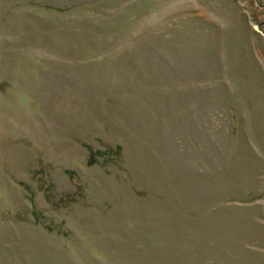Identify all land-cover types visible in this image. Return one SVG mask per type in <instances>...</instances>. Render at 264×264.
Here are the masks:
<instances>
[{
  "label": "rangeland",
  "instance_id": "1",
  "mask_svg": "<svg viewBox=\"0 0 264 264\" xmlns=\"http://www.w3.org/2000/svg\"><path fill=\"white\" fill-rule=\"evenodd\" d=\"M0 264H264V0H0Z\"/></svg>",
  "mask_w": 264,
  "mask_h": 264
}]
</instances>
